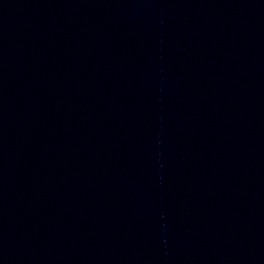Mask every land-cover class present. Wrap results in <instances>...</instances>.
<instances>
[{
	"label": "water",
	"instance_id": "water-1",
	"mask_svg": "<svg viewBox=\"0 0 264 264\" xmlns=\"http://www.w3.org/2000/svg\"><path fill=\"white\" fill-rule=\"evenodd\" d=\"M0 264H264V0H0Z\"/></svg>",
	"mask_w": 264,
	"mask_h": 264
}]
</instances>
